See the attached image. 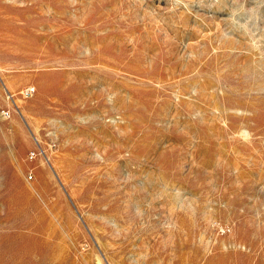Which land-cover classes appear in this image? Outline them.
<instances>
[{
    "label": "rangeland",
    "instance_id": "rangeland-1",
    "mask_svg": "<svg viewBox=\"0 0 264 264\" xmlns=\"http://www.w3.org/2000/svg\"><path fill=\"white\" fill-rule=\"evenodd\" d=\"M0 264H264V0H0Z\"/></svg>",
    "mask_w": 264,
    "mask_h": 264
},
{
    "label": "built area",
    "instance_id": "built-area-1",
    "mask_svg": "<svg viewBox=\"0 0 264 264\" xmlns=\"http://www.w3.org/2000/svg\"><path fill=\"white\" fill-rule=\"evenodd\" d=\"M30 91L31 90L28 88V89H25L23 93H24V95H27V94L29 95ZM4 115H5V117L9 116L8 112H4Z\"/></svg>",
    "mask_w": 264,
    "mask_h": 264
}]
</instances>
